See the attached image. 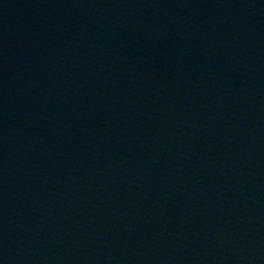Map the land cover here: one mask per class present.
<instances>
[{
	"label": "water",
	"instance_id": "obj_1",
	"mask_svg": "<svg viewBox=\"0 0 264 264\" xmlns=\"http://www.w3.org/2000/svg\"><path fill=\"white\" fill-rule=\"evenodd\" d=\"M0 264H264V0H0Z\"/></svg>",
	"mask_w": 264,
	"mask_h": 264
}]
</instances>
